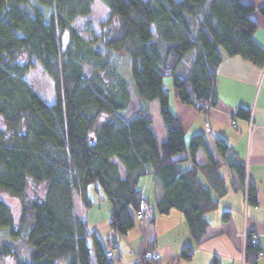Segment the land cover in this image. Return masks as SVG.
Segmentation results:
<instances>
[{
    "label": "trees",
    "instance_id": "1",
    "mask_svg": "<svg viewBox=\"0 0 264 264\" xmlns=\"http://www.w3.org/2000/svg\"><path fill=\"white\" fill-rule=\"evenodd\" d=\"M93 1L0 0V190L21 205L16 223L0 199V230L8 234L0 238V258L12 256L13 264H113L107 255L111 249H104L74 211V193L85 208L93 205L91 187L110 202L114 232L131 229L145 202L154 213L181 211L193 241L199 242L209 227L206 213L217 201L194 165H180L178 157L187 148L163 77L172 76L175 98L206 111L218 100L216 70L224 52L264 67V48L253 37L256 8L245 0H100L108 17L100 24L98 47L73 26L90 14ZM257 11L264 17V3ZM115 53L128 56V79L113 64ZM22 54L27 60H20ZM32 59L53 81L52 103L23 77ZM133 88L140 99L157 100L165 131L160 142L150 113L131 105ZM235 114L250 115L242 107ZM214 144L220 155L230 149L221 136ZM200 148H206L205 137L192 134L191 161ZM230 167L244 186L245 164L236 161ZM146 175L161 190L154 204L139 186ZM29 181L43 186L41 197H27ZM245 196L248 203H258L251 181ZM221 218L226 222L230 214L223 212ZM107 243L118 248L113 238ZM244 248L257 251L258 244L247 239ZM192 252L186 245L179 256L190 258ZM132 264L157 260L140 254ZM209 264H220L219 258Z\"/></svg>",
    "mask_w": 264,
    "mask_h": 264
},
{
    "label": "crops",
    "instance_id": "2",
    "mask_svg": "<svg viewBox=\"0 0 264 264\" xmlns=\"http://www.w3.org/2000/svg\"><path fill=\"white\" fill-rule=\"evenodd\" d=\"M245 1L253 4L255 8L264 3V0ZM251 16L257 23L253 37L264 48L257 38L260 28L264 29V17L257 11ZM261 72L262 68L253 63L224 52L216 70L215 91L218 99L216 105L195 114L187 130L180 122L187 148V151L178 157L182 158L180 165L182 167L194 165L198 170L199 181L209 189L212 198L217 201V207L206 213L209 221L206 234L199 242H194L183 213L175 208L166 214L153 212L150 220L145 223L137 220L138 225L135 222L131 229L121 234L122 238L128 241L129 237H134L135 246L125 262L119 259L116 264L136 262L140 254L150 247L155 248L158 253L157 264H209L214 256L219 258L220 264H264V95L258 103L264 77L253 111L250 110ZM239 107L249 111L253 128L249 129L247 118L235 114ZM205 122H208V128ZM195 133H201L205 137L206 148L198 149L194 161H191L188 143L191 135ZM217 136L223 137L230 146L224 155H220L216 150L214 137ZM157 141L159 142L158 138ZM236 161L245 164L244 186L238 184L230 167V163ZM247 181H251L257 189L256 205L246 200ZM139 186L148 202L152 204L161 195L159 185L153 182L151 175L140 178ZM90 194L94 203L89 208L84 207L76 193L73 194L74 211L86 221L88 229L94 231L101 240L97 225L106 222L109 226L111 206L110 202L102 197L101 193H96L93 187ZM223 212L230 214L226 222L221 218ZM244 230L257 234V251L252 248L246 250L243 247ZM110 238L115 239L113 236ZM186 245L193 247L190 258L179 256L181 249ZM116 246L118 247L117 242ZM115 250L118 251L120 248ZM111 251L113 256V249Z\"/></svg>",
    "mask_w": 264,
    "mask_h": 264
},
{
    "label": "rangeland",
    "instance_id": "3",
    "mask_svg": "<svg viewBox=\"0 0 264 264\" xmlns=\"http://www.w3.org/2000/svg\"><path fill=\"white\" fill-rule=\"evenodd\" d=\"M32 3H35L34 0H31ZM41 10L44 13H47V8L40 7ZM257 11V8L255 9ZM254 11V12H255ZM258 12V11H257ZM259 13V12H258ZM260 14V13H259ZM108 17V8L100 1V0H94L91 5V12L89 15L84 17H79L73 22V26L77 29V31L87 40L91 41L94 46H99L98 44V38L101 32V26L100 24L104 22V20ZM264 29L261 27L259 30V35L257 38L262 42L264 45ZM263 34V35H262ZM20 60L24 61L27 60L26 55L22 54L20 56ZM112 62L115 65L118 73L123 76L124 78H129V58L127 55H124L122 53H115L112 57ZM24 79L31 84L33 89L39 93V95L49 103L54 102L55 95H54V87H53V81L51 78L44 72L41 65L38 63L37 60L32 59V67L24 74ZM264 77V67L262 68L260 81L258 83V87L256 88L255 94H254V103L252 107L250 108L251 111H253L254 104L257 100V96L259 93V89L261 86L262 79ZM264 84V82H263ZM172 76L166 75L163 77V87L169 94V106L172 112L178 117L180 122L182 123L185 130H187L192 122V119L194 118V115L199 112L193 105L181 102L173 95L172 90ZM264 95V85L261 88L260 96L258 103H260L262 96ZM247 99V95H245ZM131 105L143 108L147 110L150 113V116L152 118L151 127L154 130L159 142L164 137L165 131L162 124V119L158 111V103L157 100H142L139 98L137 93L135 92L134 88L132 90V96H131ZM259 105V104H258ZM203 112V111H202ZM0 126L3 127V123L0 119ZM26 193L28 198H35V197H41L43 195V186L42 185H34L33 182L29 181ZM0 199L5 201L13 214V217L15 219V222L18 223V218L21 211V205L18 198H15L13 196H10L5 191L0 190ZM153 216V213L150 215V218ZM149 218V217H148ZM136 219V224L138 225L139 222H147L148 221ZM138 220V221H137ZM28 222H26L23 225L21 235H25V230L27 227ZM97 230L99 232V237L101 238L102 245L104 249H112L111 245L107 243V239H109L111 236H113L117 242L118 248L120 250L113 249V256H112V262L113 264H116L119 262V259H121V262H125V260L128 259V256L132 252L133 247L135 246L134 237H129V241L125 238H122L121 234L114 232L110 226L106 222H101L97 225ZM111 233V235H110ZM114 233V234H113ZM8 237L7 230H0V238H6ZM88 242L92 243V238L88 237ZM155 250V248L150 247L143 251L141 253L142 257L144 258V253L147 251ZM157 256L155 260H158ZM145 259V258H144ZM14 258L9 255H4L2 258H0V264H13ZM58 264H64V261L59 262Z\"/></svg>",
    "mask_w": 264,
    "mask_h": 264
},
{
    "label": "built area",
    "instance_id": "4",
    "mask_svg": "<svg viewBox=\"0 0 264 264\" xmlns=\"http://www.w3.org/2000/svg\"><path fill=\"white\" fill-rule=\"evenodd\" d=\"M205 126L208 128V122H205ZM248 126H249V129L254 127L251 117L248 118ZM152 213L153 212H152L151 206L145 202H142L139 210L136 212V218L140 220H144V219L147 220L148 217L150 218V215ZM242 239H243V247L245 246L247 239H249L253 245L258 243L257 234L254 232L247 231V230H244L242 232ZM258 254L261 255V252L259 251ZM107 255L111 256L112 253L109 251L107 252ZM157 256H158V253L156 252V250H151V251H147L146 253H144V258L149 259V260L157 259L156 258Z\"/></svg>",
    "mask_w": 264,
    "mask_h": 264
}]
</instances>
